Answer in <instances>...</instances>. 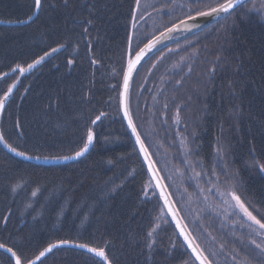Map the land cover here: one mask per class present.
<instances>
[{
  "label": "trees",
  "instance_id": "1",
  "mask_svg": "<svg viewBox=\"0 0 264 264\" xmlns=\"http://www.w3.org/2000/svg\"><path fill=\"white\" fill-rule=\"evenodd\" d=\"M180 1L41 0L30 23H0V101L14 87L0 115V243L25 260L68 240L104 248L111 264H196L119 111L129 59L186 18ZM34 9V0H0V21L26 20ZM128 109L203 255L211 264H264V229L238 209L226 217L213 190H234L264 222V0L152 52L132 76ZM89 128L90 149L70 163L9 151L68 157ZM0 264L13 262L0 252ZM39 264L103 263L63 248Z\"/></svg>",
  "mask_w": 264,
  "mask_h": 264
},
{
  "label": "water",
  "instance_id": "2",
  "mask_svg": "<svg viewBox=\"0 0 264 264\" xmlns=\"http://www.w3.org/2000/svg\"><path fill=\"white\" fill-rule=\"evenodd\" d=\"M249 0H234L233 2V8L229 10L228 13H219V14H213L211 16H206V17H198L195 15H192L190 17H194V19H190L189 17L185 18V19H182L178 22H176L175 24L171 25L170 27L166 28L165 30H163L162 32L156 34L154 37H152L151 39H149L142 47H140L136 52H139L140 49H143L145 48V46L147 44H149L150 42H153V41H158L157 43H155V46L153 48H151L150 50L146 51L144 56L141 58L140 62L138 64H136L135 68L133 69L132 73H131V77L129 79V84H128V89H127V93L125 94V90H124V76L125 74L127 73L128 71V63L125 67V70L123 72V76H122V80H121V84H120V91H119V111H120V115L122 117V120L124 121V124L129 132V135L134 143V146L139 154V157L147 171V174L150 178V181L156 191V194L159 198V201L163 207V210L169 220V222L171 223L175 233L177 234L179 240L181 241L182 245L184 246V248L186 249V251L189 253V255L191 256V258L194 260V262L196 264H200V261L196 259V255L195 253H193L192 251V247H189L188 246V241L185 240V236L187 235L189 237V239H192V245L193 247L197 246V244L195 243L194 239L192 238L191 234L189 233L187 227H185V224L183 222V220L181 219L177 209L175 208L172 200H171V197L157 171V169L155 168V165L153 163V161L151 160L150 156H149V153L147 151V153L145 152H142L140 150V145L136 142V138H135V135L133 134L132 132V129L129 127V122H128V117L125 116V105L127 106V110L129 112V109H128V92H129V86H130V82H131V79H132V76L134 74V72L136 71V69L138 68V66L154 51H156L158 48H160L162 45L164 44H167L169 42H173V41H176V40H179V39H182V38H185L187 37L188 35L200 30V29H203L211 24H213L214 22L220 20L221 18L227 16L228 14H230L231 12H233L235 9H237L239 6H241L242 4L248 2ZM39 11H35L34 9V12L33 14L31 15L32 19L29 20V19H26V20H23L24 22L23 23H19V22H2L0 21L1 24H4V25H8V26H12V25H25L27 23H30L31 21L34 20V18L37 16ZM183 22V23H182ZM176 26L175 28H173V26ZM193 25H196L195 27ZM169 29H173L171 32H169L168 30ZM135 52V53H136ZM135 53L133 54V56L130 58V59H135ZM34 64V63H33ZM37 64H34V66L32 68H27V70H31L33 68L36 67ZM14 87H12L13 89ZM12 93V91H11ZM11 93H9L7 95V97H4L2 98V102H3V107L0 108V115L2 113V110L5 106V104L7 103ZM87 142V141H86ZM92 144V143H91ZM91 144L88 146V150L90 149L91 147ZM145 147V146H144ZM88 150L86 152H84L83 155H81L80 157H76L75 154L74 155H71V156H68L69 158L68 159H64L63 158H56V159H40V158H34V157H29V156H20V155H17V152H14L10 149L9 151L11 153H13L14 155L24 159V160H27V161H30V162H34V163H38V164H66V163H70V162H73L75 160H78L80 158H82L84 155L87 154ZM165 197H167V200H168V204L166 205L165 204ZM173 212H175V217L173 216ZM248 218V217H247ZM183 228V234L181 233V229ZM57 242H54L52 244H55ZM81 243H76V242H73V243H70V244H66V245H60L59 247L57 248H53L50 252H47L45 253V256L43 257H40L39 260L36 259L37 256L40 255V252L43 251L46 247V246L43 250H41L34 258H32L31 260L34 262V264H39L42 260H44L49 254H51L53 251L57 250V249H73V250H77V251H81V252H84V253H87L95 258H97L98 260H100L103 264L104 262L101 260L100 257H97L95 254L93 253H90L88 252L86 249H81L79 247H77L76 245H79ZM91 247V246H90ZM0 252L6 254L7 256L10 257V259L12 260L13 264H14V259L11 258V254L6 252L4 249H0ZM203 254V253H202Z\"/></svg>",
  "mask_w": 264,
  "mask_h": 264
},
{
  "label": "snow or ice",
  "instance_id": "3",
  "mask_svg": "<svg viewBox=\"0 0 264 264\" xmlns=\"http://www.w3.org/2000/svg\"><path fill=\"white\" fill-rule=\"evenodd\" d=\"M193 3H198V0H192ZM233 2L234 0H224L223 3H218L215 6H210L207 8V10H196V16L198 17H206V16H211L213 14H219V13H228L230 9L233 8ZM238 2V0H237ZM137 6H139V0H136ZM34 4H35V11H39L42 7V2L41 0H34ZM190 19H194V17H189ZM28 19L31 20L32 17L28 16ZM19 23H23V20L17 21ZM183 23V22H182ZM194 27L196 25H193ZM176 26L174 25L173 28H175ZM173 29H169L168 31L171 32ZM158 41H153L150 42L149 44H147L145 46V48L140 49L139 52L135 53V59H129L128 61V71L124 76V90H125V94L127 93V89H128V84H129V79L131 77V73L133 71V69L135 68L136 64H138L141 60V58L144 56L145 52L150 50L151 48H153L155 46V43H157ZM52 52L57 51V49H52ZM50 55L49 52H45L43 56L39 57V59H37L36 61H34V64H39L46 56ZM71 63V61H70ZM34 64H29L28 68H32L34 66ZM17 67H20L19 65H17ZM27 69H23L21 68V71H26ZM12 91V87H9L7 92L5 93V97H7V95L9 93H11ZM3 107V102L0 101V108ZM125 116L128 117V122H129V127L132 129L133 134L135 135L136 138V142L140 145V150L142 152L147 153V149L144 147V143L143 140L140 137L139 132L136 129V126L134 124V122L132 121L131 115L127 110V106L125 105ZM101 115H104L103 113H101ZM100 116L96 117V120H99ZM96 120H93L92 123L95 124ZM93 137H94V133L92 131L91 128H89L87 130V137L86 140L87 142L84 144V146L77 152H75V156L76 157H80L81 155L84 154V152H86L88 150V146L93 142ZM3 136L0 135V141H3ZM13 152H16L15 148L11 149ZM17 155L20 156H25L26 153L24 152H17ZM69 157H64V159H68ZM260 169L262 171H264V165H260L259 166ZM199 175V174H197ZM33 195H35V193H33ZM221 195H230L231 199L235 202V205L240 209V211L248 217L249 220L253 221L255 224L259 225V227L261 229H264V222L261 221V219H257V217L255 215H253V213L251 211H249L248 207L245 206L244 202L241 200L240 196L236 194V192L234 190L228 191V192H224L221 193ZM165 204H168V200L167 197H165ZM163 211V209H162ZM173 216L175 217V212L172 213ZM186 227V226H185ZM181 233L183 234V228L181 229ZM149 236H151V232L149 233ZM194 239V238H193ZM185 240L188 241V246L192 247V251L193 253H195L196 255V259L200 261V264H211V261L208 260V258L206 256H204L202 254V251L199 249V246H195L193 247L192 245V239H189V237L186 235L185 236ZM73 243L72 241H68V240H60L55 244H49L48 247H46L43 251L40 252V255L36 257L37 260L40 259V257L45 256V253L50 252L53 248H57L60 245H66V244H70ZM253 244H255V241H252ZM77 247L81 248V249H86L88 252L95 254L97 257H100L101 260L104 262V264H111V261L109 260L108 254L105 251L104 248H100V247H90L88 244H79L76 245ZM149 247H151V245H149ZM257 247H260V245H257ZM0 249H4L6 252L11 254V258L14 259V264H34V262L32 260H25L22 256L21 253H19L18 251H14L13 248L8 247L6 244L0 243Z\"/></svg>",
  "mask_w": 264,
  "mask_h": 264
},
{
  "label": "rangeland",
  "instance_id": "4",
  "mask_svg": "<svg viewBox=\"0 0 264 264\" xmlns=\"http://www.w3.org/2000/svg\"><path fill=\"white\" fill-rule=\"evenodd\" d=\"M179 145L181 146L184 156H187L189 154V150L187 147H185L186 146L185 141H181ZM148 189H149V185L147 186L146 191ZM213 190L216 197L218 198L219 203L221 204L220 209L222 210L223 214L226 217H231L232 215H234L235 209H238L240 211V209L235 205V202L231 199L230 195H221V193L231 191L230 189H220L219 187L216 186L213 188ZM206 199L209 198L206 196Z\"/></svg>",
  "mask_w": 264,
  "mask_h": 264
},
{
  "label": "flooded vegetation",
  "instance_id": "5",
  "mask_svg": "<svg viewBox=\"0 0 264 264\" xmlns=\"http://www.w3.org/2000/svg\"><path fill=\"white\" fill-rule=\"evenodd\" d=\"M223 2L224 0H198V3H193L192 0H183L179 2L180 6H178L176 10H179L178 14L182 13V15L187 18L195 15L197 9L202 11L207 10L208 7L215 6L216 4Z\"/></svg>",
  "mask_w": 264,
  "mask_h": 264
},
{
  "label": "bare ground",
  "instance_id": "6",
  "mask_svg": "<svg viewBox=\"0 0 264 264\" xmlns=\"http://www.w3.org/2000/svg\"><path fill=\"white\" fill-rule=\"evenodd\" d=\"M162 32V31H161Z\"/></svg>",
  "mask_w": 264,
  "mask_h": 264
}]
</instances>
